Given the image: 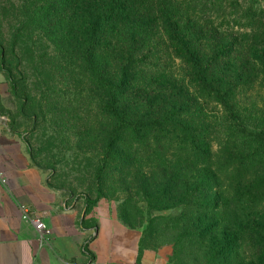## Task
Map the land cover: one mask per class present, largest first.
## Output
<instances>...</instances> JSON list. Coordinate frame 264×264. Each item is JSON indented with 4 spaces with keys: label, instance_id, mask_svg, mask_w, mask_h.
<instances>
[{
    "label": "trees",
    "instance_id": "1",
    "mask_svg": "<svg viewBox=\"0 0 264 264\" xmlns=\"http://www.w3.org/2000/svg\"><path fill=\"white\" fill-rule=\"evenodd\" d=\"M30 28L51 49L40 103L56 124L82 118L100 156L85 214L126 178L153 210L213 211L204 229L245 245L235 264H264V0H33Z\"/></svg>",
    "mask_w": 264,
    "mask_h": 264
},
{
    "label": "rangeland",
    "instance_id": "2",
    "mask_svg": "<svg viewBox=\"0 0 264 264\" xmlns=\"http://www.w3.org/2000/svg\"><path fill=\"white\" fill-rule=\"evenodd\" d=\"M32 2L0 0V50L5 54V69L18 84L16 96L10 92L3 98L0 116L6 120L7 129L22 140L33 162L52 179L56 193L65 200L67 207L85 209L87 201L95 202L99 197L101 188L95 170L100 156L79 144V133L86 127L82 118H72L63 109L65 119L62 124H56L46 104L40 103L36 65L42 55L51 53V49L40 34L32 32L33 28L28 36L22 32L23 17ZM81 91L82 88L79 92L83 94ZM63 93L69 98L73 91L67 89ZM34 98L37 100L33 101ZM247 99L261 102L262 95L255 92ZM103 191L104 198L93 210L102 207L127 230L141 236L140 257L135 264H235L237 256H244V243H234L232 236H223L215 226L204 229L211 219L215 220L213 211H196L193 206L153 210L133 180L126 178L114 186L108 185ZM219 218L226 223L230 220ZM123 219L130 226L125 225ZM88 226L95 227L91 223ZM87 251L90 253L89 249ZM70 264L96 263L89 256H80Z\"/></svg>",
    "mask_w": 264,
    "mask_h": 264
},
{
    "label": "crops",
    "instance_id": "3",
    "mask_svg": "<svg viewBox=\"0 0 264 264\" xmlns=\"http://www.w3.org/2000/svg\"><path fill=\"white\" fill-rule=\"evenodd\" d=\"M10 92L11 85L0 71V105ZM25 206L44 216L51 231L47 242L42 243L24 221ZM140 240L139 234L102 207L88 215L80 207H67L52 179L0 116V264H70L84 256L85 245L96 264H135Z\"/></svg>",
    "mask_w": 264,
    "mask_h": 264
},
{
    "label": "built area",
    "instance_id": "4",
    "mask_svg": "<svg viewBox=\"0 0 264 264\" xmlns=\"http://www.w3.org/2000/svg\"><path fill=\"white\" fill-rule=\"evenodd\" d=\"M22 212L24 221L36 231L40 241L47 242L50 239L51 231L44 221V216L29 206L23 207Z\"/></svg>",
    "mask_w": 264,
    "mask_h": 264
}]
</instances>
